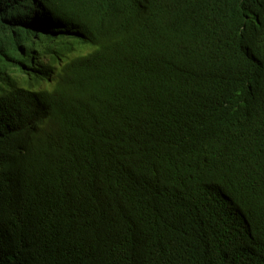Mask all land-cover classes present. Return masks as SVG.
<instances>
[{
    "label": "trees",
    "instance_id": "16d2710c",
    "mask_svg": "<svg viewBox=\"0 0 264 264\" xmlns=\"http://www.w3.org/2000/svg\"><path fill=\"white\" fill-rule=\"evenodd\" d=\"M0 264H264V0H0Z\"/></svg>",
    "mask_w": 264,
    "mask_h": 264
},
{
    "label": "rangeland",
    "instance_id": "374dc122",
    "mask_svg": "<svg viewBox=\"0 0 264 264\" xmlns=\"http://www.w3.org/2000/svg\"><path fill=\"white\" fill-rule=\"evenodd\" d=\"M93 48V46L91 44H87L85 46V50L88 51V50H91Z\"/></svg>",
    "mask_w": 264,
    "mask_h": 264
}]
</instances>
